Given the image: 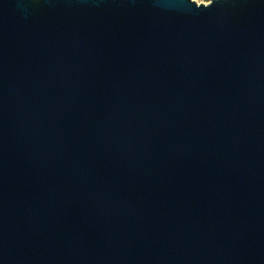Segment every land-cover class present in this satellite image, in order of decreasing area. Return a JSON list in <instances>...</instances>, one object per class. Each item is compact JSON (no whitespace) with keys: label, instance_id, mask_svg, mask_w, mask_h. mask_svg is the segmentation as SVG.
Here are the masks:
<instances>
[{"label":"water","instance_id":"95a60500","mask_svg":"<svg viewBox=\"0 0 264 264\" xmlns=\"http://www.w3.org/2000/svg\"><path fill=\"white\" fill-rule=\"evenodd\" d=\"M0 264H264V0H0Z\"/></svg>","mask_w":264,"mask_h":264},{"label":"rangeland","instance_id":"374dc122","mask_svg":"<svg viewBox=\"0 0 264 264\" xmlns=\"http://www.w3.org/2000/svg\"><path fill=\"white\" fill-rule=\"evenodd\" d=\"M196 1L197 3H208L210 0H204V2H202V0H194Z\"/></svg>","mask_w":264,"mask_h":264},{"label":"snow or ice","instance_id":"6c2138e0","mask_svg":"<svg viewBox=\"0 0 264 264\" xmlns=\"http://www.w3.org/2000/svg\"><path fill=\"white\" fill-rule=\"evenodd\" d=\"M202 2H204V0H202Z\"/></svg>","mask_w":264,"mask_h":264}]
</instances>
